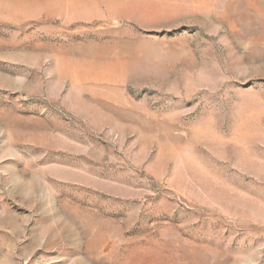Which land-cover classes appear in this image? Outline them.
<instances>
[{"label": "rangeland", "instance_id": "374dc122", "mask_svg": "<svg viewBox=\"0 0 264 264\" xmlns=\"http://www.w3.org/2000/svg\"><path fill=\"white\" fill-rule=\"evenodd\" d=\"M0 264H264V0H0Z\"/></svg>", "mask_w": 264, "mask_h": 264}]
</instances>
